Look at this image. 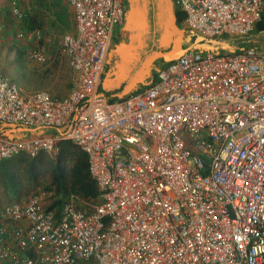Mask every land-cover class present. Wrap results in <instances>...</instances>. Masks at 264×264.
<instances>
[{"label": "built area", "instance_id": "1", "mask_svg": "<svg viewBox=\"0 0 264 264\" xmlns=\"http://www.w3.org/2000/svg\"><path fill=\"white\" fill-rule=\"evenodd\" d=\"M24 1L6 0L8 20L0 7V43L9 23L27 20ZM66 1L70 90L25 91L0 74V164L53 157L71 142L99 196L92 209L70 201L59 214L42 194L5 206L0 264H264V48L186 52L155 84L113 101L100 88L124 0ZM176 2L184 28L209 42L250 36L264 21V0ZM26 59L43 65L44 47Z\"/></svg>", "mask_w": 264, "mask_h": 264}, {"label": "rangeland", "instance_id": "2", "mask_svg": "<svg viewBox=\"0 0 264 264\" xmlns=\"http://www.w3.org/2000/svg\"><path fill=\"white\" fill-rule=\"evenodd\" d=\"M23 6L27 15L26 21H28L30 27L32 26V29L25 26L24 22L23 24L9 23L0 43V74L12 80L25 91L44 89L56 96L63 95L68 88L70 66L68 59L62 53V41L66 35L73 34V9L66 0H25ZM4 15H7V13L5 12ZM20 29L26 32L34 30L39 35L38 42L36 37H33L30 44L15 42L14 33ZM248 38L250 42H244L243 46L245 48H264V31L253 32ZM38 46H43L46 52L47 61L43 65L28 62L26 59V53L38 48ZM224 50L226 54L232 53L230 47L224 46ZM163 65L162 59L152 61L147 69L148 78L157 77L163 69ZM41 85H43V88ZM139 87L140 84L134 86L133 89L137 90ZM134 91L131 94L117 97V100L129 97V95L136 93ZM187 148L195 150L192 145H188ZM56 156H48L47 158L55 159ZM69 165L70 163L67 162L66 176ZM19 167L22 169V177L18 181L20 187L18 192L10 193L4 187H0V225L5 221L3 217L5 206L13 203L24 204L34 195L42 194L46 207H50L58 200H62V204L72 201L76 207L80 205L84 209H92L96 205V202L86 204L73 199L72 196L65 197L58 187V181L51 165L42 168L37 178L28 175L23 176V169L27 168L25 163L24 166L22 164Z\"/></svg>", "mask_w": 264, "mask_h": 264}, {"label": "crops", "instance_id": "3", "mask_svg": "<svg viewBox=\"0 0 264 264\" xmlns=\"http://www.w3.org/2000/svg\"><path fill=\"white\" fill-rule=\"evenodd\" d=\"M0 7H3L1 11V17H3L7 10L6 0H0ZM122 8L123 21L113 32L100 88L101 94L111 100L115 95L121 97L128 93L131 94L136 90L133 89L134 86L139 84L140 87L134 91L136 93L151 85L156 78H159V75L149 79L147 76L149 65L152 61L163 60V57L171 53L177 44L187 50L186 52H211L208 49L196 48L195 40L200 36L184 28V14L176 0H124ZM3 18L8 19L7 16ZM255 32L262 31L255 29ZM73 34H75V25ZM248 37L224 39L229 42L234 41V46L229 47L232 53H238L250 49L243 46L244 42H250ZM216 41H223V39ZM220 51L214 53H225L224 48ZM166 64L164 62L163 68ZM69 72L71 79L70 67ZM70 79L66 93L64 92L62 97L70 90ZM41 87L43 88V85Z\"/></svg>", "mask_w": 264, "mask_h": 264}, {"label": "trees", "instance_id": "4", "mask_svg": "<svg viewBox=\"0 0 264 264\" xmlns=\"http://www.w3.org/2000/svg\"><path fill=\"white\" fill-rule=\"evenodd\" d=\"M24 25L29 28L32 27L29 26L28 21H25ZM256 29L258 31H264V21L261 22ZM234 43V41L229 42V40L223 39V41L211 43L201 42L196 45V48L208 49V51H211L210 53H216L219 52L221 48H224V46H234ZM157 81L158 78H156L151 85L155 84ZM57 97H62V95H57ZM115 98L117 99L116 95L112 97V100L115 101ZM60 148L55 159L47 158L48 156L45 155L37 158H29L26 155H20L2 162L0 164V187H4L6 191L10 193L18 192V188H20L18 186V181L22 177V169H20L19 165L23 164L24 166L25 163L27 168L23 169V176L28 175L33 178H37L42 168L44 169L46 165H51L55 178L58 181V187L65 197L72 196L73 199L86 204L97 203L99 191L96 183L90 176L86 154L71 142H62ZM67 162L70 163V165L66 176ZM62 206V200H58L49 208L50 210L56 208L59 214L62 210ZM77 208L84 210V207L80 205L77 206Z\"/></svg>", "mask_w": 264, "mask_h": 264}, {"label": "water", "instance_id": "5", "mask_svg": "<svg viewBox=\"0 0 264 264\" xmlns=\"http://www.w3.org/2000/svg\"><path fill=\"white\" fill-rule=\"evenodd\" d=\"M201 42H209V41H206L202 37H198L195 40V45H197L198 43H201ZM209 43H211V42H209ZM186 51L187 50L183 49L179 44H177L176 48L171 53H168L163 57V62L168 63V62H171L173 60H176V59L180 58Z\"/></svg>", "mask_w": 264, "mask_h": 264}]
</instances>
